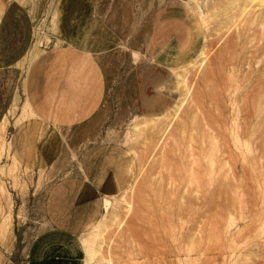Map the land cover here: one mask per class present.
<instances>
[{
    "label": "rangeland",
    "instance_id": "rangeland-1",
    "mask_svg": "<svg viewBox=\"0 0 264 264\" xmlns=\"http://www.w3.org/2000/svg\"><path fill=\"white\" fill-rule=\"evenodd\" d=\"M102 2V103L55 128L56 0H0V264H264V0Z\"/></svg>",
    "mask_w": 264,
    "mask_h": 264
},
{
    "label": "crops",
    "instance_id": "crops-1",
    "mask_svg": "<svg viewBox=\"0 0 264 264\" xmlns=\"http://www.w3.org/2000/svg\"><path fill=\"white\" fill-rule=\"evenodd\" d=\"M103 5L102 0H56L50 23L58 36L34 55L24 77L26 110L47 126L84 123L102 103L99 57L114 44ZM78 258L71 256L67 264H77Z\"/></svg>",
    "mask_w": 264,
    "mask_h": 264
},
{
    "label": "bare ground",
    "instance_id": "bare-ground-1",
    "mask_svg": "<svg viewBox=\"0 0 264 264\" xmlns=\"http://www.w3.org/2000/svg\"><path fill=\"white\" fill-rule=\"evenodd\" d=\"M254 2V1H253Z\"/></svg>",
    "mask_w": 264,
    "mask_h": 264
}]
</instances>
